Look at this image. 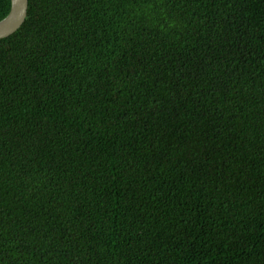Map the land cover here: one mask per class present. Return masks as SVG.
I'll use <instances>...</instances> for the list:
<instances>
[{
	"label": "trees",
	"instance_id": "1",
	"mask_svg": "<svg viewBox=\"0 0 264 264\" xmlns=\"http://www.w3.org/2000/svg\"><path fill=\"white\" fill-rule=\"evenodd\" d=\"M0 264H264V0H28Z\"/></svg>",
	"mask_w": 264,
	"mask_h": 264
},
{
	"label": "water",
	"instance_id": "2",
	"mask_svg": "<svg viewBox=\"0 0 264 264\" xmlns=\"http://www.w3.org/2000/svg\"><path fill=\"white\" fill-rule=\"evenodd\" d=\"M28 7V0H10L7 14L0 19V38L14 32L24 21Z\"/></svg>",
	"mask_w": 264,
	"mask_h": 264
}]
</instances>
